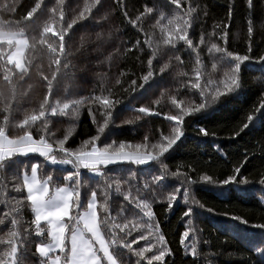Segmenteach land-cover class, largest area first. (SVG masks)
<instances>
[{
    "label": "trees",
    "instance_id": "16d2710c",
    "mask_svg": "<svg viewBox=\"0 0 264 264\" xmlns=\"http://www.w3.org/2000/svg\"><path fill=\"white\" fill-rule=\"evenodd\" d=\"M36 2L37 0H0V22L6 24L8 21H13L21 25H29L27 29L29 37L38 38L40 28L48 18L49 9L54 5L55 0H44V5L34 14L33 19L25 21L23 18ZM83 2L84 0H67L66 19H70L74 15L72 10L78 5L82 6ZM5 3L15 10H4ZM104 4V8L99 11L94 10L95 19H89L75 26L73 47L80 42L81 37L85 43H91L95 40V33L102 29L106 33L111 32V39L106 47L112 58H102L104 60L102 64H96L94 61V68L87 76L79 71L83 65L73 60L76 67L71 69L70 78L63 80L58 86L54 82L53 99H60L66 95L74 98L90 96L93 93L99 95L101 85L105 88L110 87L115 94L113 98H118L121 103L113 110L115 123L110 124L105 130L98 146L113 141L117 146L121 142L134 146L137 143H144L145 136L148 137L149 144L156 143L160 141L162 135L169 134L174 125V122L165 118L166 115L178 114L179 110L171 104L172 95H177V99L183 100L185 105L190 100L197 103L201 101L197 91L190 92L187 89H180L179 93L176 91L178 79L187 80L193 76L195 54L187 50L182 43L177 45L178 53L176 50L166 49L169 56L174 53L179 54L184 64L180 65L173 60L172 68L164 74H159V68L167 57L161 59L157 55L153 59L154 78L145 84L143 89L138 88V85L144 83L141 77L149 70L147 62L152 58L153 49L149 48L145 41L151 38L155 47L159 29H154L155 19L151 16L138 20L137 27H134L129 20H136L145 5L149 7L158 5L161 11L167 14H172L174 6L167 4L166 0H104ZM189 4L196 7L197 11L194 15L199 17L190 29V37L197 44L202 34L206 38V44L199 48L204 61L201 70L205 73V78L211 74L214 79H221L223 71L226 70L223 65H217V70L212 69V58L207 52L211 42L218 43L234 54H249L254 62L242 66L241 88L235 93L221 98L220 102L206 112L184 118L182 126L184 136L162 158L163 163L168 167L169 175L161 184L151 183V189H155V196L151 195V189L144 192L145 197H148L152 203L154 219L151 223L153 228L159 225V232L164 235L166 245L171 250L172 254L165 258V264H264V251H260L264 249V229L253 227L256 224H264V184L261 183L264 180V107H261L264 105V62H259V57L264 55V0H253L251 10L247 6V0H187V2L182 0L185 9ZM230 7L231 19L228 15ZM125 12L127 16L124 15ZM104 15H107V20L97 23ZM249 17L254 21L251 37L247 30ZM217 24L221 27L216 28ZM225 24L228 25V34L225 39H220ZM213 32L216 35H212ZM138 40L140 45L137 48L135 45ZM249 46L252 49L250 53ZM117 48L119 51H116ZM129 48L132 51H127ZM32 55L36 59L33 61L27 83L22 87L18 85V91L28 90V85H32L31 90H28L29 102L24 105L28 109L38 107L39 101L47 93L46 82L39 75L37 65H40V70L51 78L46 47L38 46L37 51ZM180 70L188 72L189 76L177 78L176 72ZM117 78L120 79V84H116ZM132 80L137 82L135 91L131 90L134 87L131 85ZM203 82L204 79L201 83ZM65 88L68 90L67 93ZM0 91L8 92L2 74H0ZM144 106L150 107L158 114L139 113L138 108ZM94 108H97L96 119L102 123L103 118L98 107L94 106ZM22 115L21 109L13 114V118L22 119ZM249 115L253 117L252 121L247 120ZM137 116L140 119H136ZM50 120L49 128L57 137H62L70 124L76 125L75 134L67 144L73 149L78 148L82 141L97 134V125L93 123L87 107L81 109L78 121H72L64 116L50 117ZM127 120H132L133 123H125ZM245 123H248L249 127L241 131ZM200 128L205 129L209 135L204 136L200 133ZM126 150H134V148ZM16 160L17 163L9 167L8 173L15 170L22 177L24 171L30 174L31 163L41 162L44 164V169L42 173L38 172V176L43 179L47 174H52L53 191L55 186H63L65 183L63 176L73 171L71 166L51 165L36 154L17 157ZM236 167L241 168L237 180L247 179L248 183L223 185L221 182L234 174ZM130 170L137 173L132 183L142 189L145 181L151 182L152 175L160 174L161 163L151 161L147 165H133L126 162L108 165L104 169L109 176L118 178L126 177ZM171 173L183 175L173 176ZM185 175L192 181L188 186L187 203L184 202V187L181 186ZM204 175L211 176L215 183L200 180L199 178ZM100 181L101 178L91 176L88 170L81 169L82 203L86 204L91 190L97 188ZM177 187H180V192L175 193L177 199L169 209L167 197ZM126 189L127 185H123L122 192ZM9 195H26V192L10 191ZM133 195H136L135 189ZM102 199L98 191V200ZM109 203L114 216L121 204L127 209H132V205L123 201L122 194L115 193L114 189L110 193ZM189 207L193 212L189 217H184L183 213ZM3 210V206L0 205V212ZM132 210L137 213L140 227L129 239L140 234H148L149 221L139 210ZM125 215L130 216L131 213L125 212ZM24 216L26 221H30L32 213L25 208ZM188 219L193 221L192 227L195 231L192 235L196 237L197 249L201 253L199 257H192L190 249L186 254L184 246L180 243L183 232L189 228ZM245 220L247 223H243ZM6 227L0 226V234L6 231ZM192 235L186 243L192 242ZM30 239L34 251L35 243L41 238L33 234ZM146 243L147 241H139L133 247H142ZM37 259L29 254L32 264H36ZM131 259L135 260V257Z\"/></svg>",
    "mask_w": 264,
    "mask_h": 264
},
{
    "label": "snow or ice",
    "instance_id": "6c2138e0",
    "mask_svg": "<svg viewBox=\"0 0 264 264\" xmlns=\"http://www.w3.org/2000/svg\"><path fill=\"white\" fill-rule=\"evenodd\" d=\"M67 0H55L49 9V16L43 23L39 31V36L28 35L29 25H21L19 22L8 21L6 24L0 22V74L8 86V92L0 91V205L4 210L0 212V226H7L6 231L0 234V264H32L29 254L37 257L36 264H165V258L170 256L171 250L167 247L164 235L159 232V225L153 228L152 221L154 213L152 203L145 197V190L151 189V183L161 184L166 180L168 167L163 163L162 158L169 153L184 136L182 126L184 118L193 114L206 112L213 105L221 101V98L235 93L241 88L240 73L242 66L246 63L254 62L249 54H234L227 51L225 47L216 42H211L207 47V52L212 58L211 67L217 70V65H223L221 79H214L211 74L205 78L202 72L204 61L199 51L200 46L206 44V38L202 34L198 44L194 43L190 37V29L199 19L194 15L197 9L191 4L185 9L182 0H166L167 4L174 6L172 14L161 11L158 5L149 7L145 5L143 12L136 20L129 22L137 27V21L144 17L151 16L155 19L154 29H159V37L156 46L153 47L151 38L145 41L149 48H152V58L148 60L149 70L141 77L144 83L138 85L143 89L151 79L154 78L153 59L159 55L161 59L167 60L159 68V74H164L172 68V61L184 64L178 53L177 45L183 44L187 50L195 54V66L192 69L193 76L187 80L178 79L180 89L197 91L201 101L197 103L190 100L186 105L183 100H178L177 95L170 97L171 104L178 109V114L166 115L168 121L174 122L171 131L167 135H162L160 141L148 143L145 136L144 143L126 145L121 142L116 144L104 143L98 146L105 130L110 124H114L113 110L121 103L118 98H113L114 93L110 87H100V94L95 93L90 96L74 98L66 95L60 99L54 97V82L60 85L65 79L70 78L71 69L75 68L73 60L78 61L83 67L79 71L84 75L93 70L96 64H102L104 59H111L112 54L108 51L107 45L111 39V32H104L102 29L95 33V40L85 43L83 37L80 42L73 47V30L76 25L95 19V11L104 8V0H84L82 6H77L72 11L74 15L66 19ZM187 2V0H185ZM44 5V0H37L34 7L27 12L23 18L31 21ZM247 6L253 8V0H247ZM4 10L14 11V8L5 3ZM127 16V12L124 13ZM206 15V13H205ZM229 19L232 10L229 8ZM107 15L100 18L107 20ZM249 37L254 31V21L249 17L248 21ZM216 28L221 25L217 24ZM228 25H223L220 39L227 37ZM212 35H216L215 32ZM52 38H55L54 40ZM140 41L135 47H139ZM38 46L46 47L48 56L49 75L44 74L40 65L37 71L46 82L47 93L39 101L38 107L28 109L24 105L29 102L28 90L32 85H28V90L18 91V85L22 87L27 83L33 61L36 59L32 53L37 51ZM167 50H176V53L169 56ZM251 46L248 52H251ZM116 51H119L117 48ZM127 51H132L131 48ZM259 62H264V55L259 57ZM54 66V67H53ZM124 75V73H121ZM189 73L183 70L176 72L177 78L188 77ZM102 79V78H101ZM202 79L204 82L201 83ZM116 84H120L119 78ZM136 80L131 81L132 91L136 90ZM67 93V88L64 89ZM127 91V89H126ZM159 103V101H157ZM98 107L103 118L102 123L96 119ZM88 108L89 115L93 123L97 125V134L81 142L78 148L67 146L68 141L74 136L75 124H70L62 137H57L55 132L49 128L50 117L64 116L72 121H78L82 108ZM264 107V105H261ZM23 110L22 119H14L13 114ZM141 114L152 115L154 113L150 107H139L137 110ZM136 119H140L139 116ZM248 121H252L251 115L247 116ZM125 123H133L127 120ZM249 127L248 123L243 125V129ZM199 132L204 136L209 133L200 128ZM239 135V133H237ZM218 147V146H217ZM134 150H126L133 149ZM29 154H36L51 165L71 166L73 171L63 176L64 185H52L54 179L52 174H47L43 179L38 178V172L42 173L44 164L34 162L30 165V174L24 171L22 177L13 172L8 173L10 166L17 163V157H27ZM150 161L161 163V172L151 176V182L145 181L143 188L132 183L137 177V173L129 171L123 178L111 177L104 169L108 165L116 163H131L133 165H147ZM81 169L88 170L91 176L101 178L97 188H93L86 204L81 200ZM241 168L236 167L234 174L229 175L221 183L229 185L232 183L247 184L248 180H237ZM173 176L183 175L182 173H171ZM206 183H215L209 175L199 178ZM192 183L190 177L184 176L181 186L184 187V202H188V186ZM264 184V180L261 181ZM127 185L126 191L122 192V186ZM114 189L115 193L122 194L123 201L132 205V209L139 210L143 217L149 221L147 224L148 234H140L138 237L129 239L133 232L140 227L137 213L132 209H127L121 204L116 215L112 214L109 203L110 193ZM135 189L136 195H133ZM25 193L26 195H9V192ZM98 191L102 200H98ZM180 192V187L174 189L173 193L167 197L169 209L176 201L175 193ZM151 195L155 196V189H151ZM27 208L32 213L30 221L25 220L24 210ZM209 211H211L209 209ZM101 212L103 215H101ZM125 212H130L126 216ZM193 210L189 207L184 213V217H189ZM239 219V217H233ZM247 223V221H243ZM188 230L184 231L181 238V245L184 251L192 257H199L201 253L197 249L196 237L192 235L195 231L193 221L188 219ZM253 227L264 229V224H256ZM40 237L32 249V235ZM190 235L192 242L186 243ZM139 241H147L145 246L134 248L133 245ZM264 251V249H260ZM151 253V255H148ZM131 257H135L132 260Z\"/></svg>",
    "mask_w": 264,
    "mask_h": 264
},
{
    "label": "rangeland",
    "instance_id": "374dc122",
    "mask_svg": "<svg viewBox=\"0 0 264 264\" xmlns=\"http://www.w3.org/2000/svg\"><path fill=\"white\" fill-rule=\"evenodd\" d=\"M31 155V154H30ZM151 162V161H150ZM149 162V163H150ZM123 163H126V162H123ZM50 164V163H49ZM117 164V163H116ZM54 166H58V167H67V166H60V165H54ZM70 166V165H69ZM39 177V176H38Z\"/></svg>",
    "mask_w": 264,
    "mask_h": 264
},
{
    "label": "bare ground",
    "instance_id": "6f19581e",
    "mask_svg": "<svg viewBox=\"0 0 264 264\" xmlns=\"http://www.w3.org/2000/svg\"><path fill=\"white\" fill-rule=\"evenodd\" d=\"M228 263H229V261H228Z\"/></svg>",
    "mask_w": 264,
    "mask_h": 264
},
{
    "label": "crops",
    "instance_id": "0c3cea01",
    "mask_svg": "<svg viewBox=\"0 0 264 264\" xmlns=\"http://www.w3.org/2000/svg\"><path fill=\"white\" fill-rule=\"evenodd\" d=\"M30 155V154H29ZM39 178V177H38Z\"/></svg>",
    "mask_w": 264,
    "mask_h": 264
}]
</instances>
